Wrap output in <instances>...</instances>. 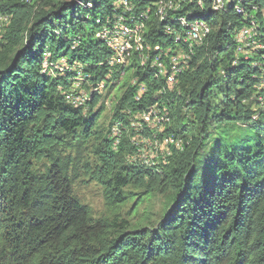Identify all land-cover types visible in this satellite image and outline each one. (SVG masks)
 I'll list each match as a JSON object with an SVG mask.
<instances>
[{
	"label": "trees",
	"instance_id": "1",
	"mask_svg": "<svg viewBox=\"0 0 264 264\" xmlns=\"http://www.w3.org/2000/svg\"><path fill=\"white\" fill-rule=\"evenodd\" d=\"M87 1L0 0V264H264V49L238 53L235 40L245 27L264 48V0L221 10L213 0H125L132 15L148 12L151 48L186 34L180 17L208 32L183 49L170 92L137 58L115 71L107 93L127 76L107 125L100 85L85 88V108L65 101L73 83L105 79L112 52L101 30L125 11L121 0ZM159 2L178 8L160 20ZM132 78L147 85L140 102ZM155 102L169 111L159 137L180 147L153 167L131 162L133 130L115 149L108 131ZM81 178L102 188V216L75 195Z\"/></svg>",
	"mask_w": 264,
	"mask_h": 264
},
{
	"label": "bare ground",
	"instance_id": "2",
	"mask_svg": "<svg viewBox=\"0 0 264 264\" xmlns=\"http://www.w3.org/2000/svg\"><path fill=\"white\" fill-rule=\"evenodd\" d=\"M213 2L215 5L217 3V0H213ZM223 7H224V3L222 4L221 9H223ZM177 8H178L177 3L159 2L156 8V16L160 20H164L166 18V14L168 11H175ZM121 16L123 18H120ZM147 21H148V12H142L137 15H132L131 7H125V11L123 14L114 16L109 23L110 25L108 27H104L101 30V37L107 38V40H103L104 44L112 52V55L123 54V58L117 59V64H115V62H113L112 60L108 61L107 63V68L109 69L108 73L111 74H106V81L115 76V75L112 76L115 71H118L119 69H122L124 67H128V65H130L133 58H137V63L141 67H144L146 69L149 68L153 70V72L150 73H152V76L155 80H163L161 91L164 92L167 90L170 92L176 87L178 80L177 78L181 73L182 68L188 62V57H187L188 55H186L183 49L186 48L188 51H190V49L194 45L198 44V39L203 34L208 32V28L204 23H187L184 17H180L176 19V21H178L182 27H187L186 34L183 36L180 34L176 35L174 37V42H173L174 45L172 46L163 48L160 45H156L155 47L151 48L142 37V31L144 30L145 23ZM202 27H206V28H202ZM124 33L127 35V43L124 42ZM237 37H238V33L235 35V40L237 39ZM256 47L262 48L261 45H257ZM172 50H174L176 53L179 54L178 55L179 64H173V71L177 78L173 82L168 83V80L166 79L165 76L167 75V68H159L155 65H151L149 59L158 60L159 58L160 61H169V53H167L166 51H172ZM149 52H152V54L149 55ZM71 69L73 71H78L79 65H75ZM118 73H119L118 81L120 83L124 77L126 78L127 75L124 71H119ZM106 83L107 82H100V86L97 92H100V89H106L105 87ZM129 84L131 86H135L136 90H138L137 79L135 78L130 79ZM79 85H81V83L75 82L71 85V87H77ZM118 85L119 84L117 83L116 87H118ZM260 85L264 86V83H261ZM141 86L143 90V95H145L147 93V85L145 83H141ZM88 95L90 94L87 91H79V99H85V103L88 98ZM143 95L135 94L133 101L135 100V102H140ZM69 105L76 108L81 107V103H77V101H70ZM130 111L127 110L123 112L126 113L124 115H126L127 117L128 124L124 125V123L120 120H115V121L117 122L118 127L121 130V135L123 132H127L130 129L133 130L134 135L131 140V143L133 145L132 147L135 148V144L137 142L138 126H147V116L144 115V113L149 115V117L153 121L158 123L159 126H158V130L143 129V137L150 138V142L152 143L151 159H147L146 162H144L143 159L140 158L139 156H134L132 160L131 158L129 159L131 160V162L135 163L136 161L137 162L139 161L144 165H148V166L158 165L160 163L165 164L166 157L168 156L171 157L170 146H175L176 148L180 147L178 141L173 140L171 136L162 137V138L159 137L162 132L163 126L169 122L168 109L161 102H155L141 109V111L143 112H136L135 114V113H131ZM111 127L112 125L110 126V129L108 131L109 132L108 136H110V138L113 141V137L111 135ZM118 142L119 141H113L112 147L114 149L117 148ZM142 154H149V146H142Z\"/></svg>",
	"mask_w": 264,
	"mask_h": 264
},
{
	"label": "built area",
	"instance_id": "3",
	"mask_svg": "<svg viewBox=\"0 0 264 264\" xmlns=\"http://www.w3.org/2000/svg\"><path fill=\"white\" fill-rule=\"evenodd\" d=\"M227 0H217V3L215 5H211L212 9H218L221 10V6L223 3H227ZM117 7H131V5L127 1H120L119 3L115 4ZM132 8V7H131ZM120 18H123L122 16ZM206 28V27H202ZM167 30V29H165ZM170 31V30H169ZM115 33V32H112ZM100 40H107V38L100 37ZM124 42L127 43V35L124 33ZM236 43L238 44L237 52L242 53L245 48H251L255 50H260L264 48H257L254 36L252 34L251 30H248L245 27H242L238 30V37L236 39ZM116 45V42H115ZM169 53V61H160L158 60H150L151 65H155L159 68H167V75L166 79L168 80V83L173 82L177 77L174 74L173 71V64H179L178 63V53H176L174 50L172 51H166ZM123 58V54L120 55H110L108 60H112L117 64V59ZM45 68H42V70ZM86 75V73H83ZM111 74V73H107ZM87 76V75H86ZM102 82H107L106 77ZM89 85H100L99 83L96 84H87V85H79L77 87H68L65 92V101L67 104H70V101H77V103H81V108H85L87 105H85V99H79V91H85L86 87H89ZM264 89V86H258V89ZM61 90V88H58ZM106 89H100V92H95V95H102L103 91ZM137 95H143V90L141 83H138V90H136ZM88 97H91V95H88ZM136 112H143L141 110H138ZM136 112H134L136 114ZM147 116V126H138V132H137V142L135 144V156H139L143 159L144 162H146L147 159H151L152 157V143L150 142V138H144L143 137V129H152V130H158L159 124L153 121L149 115L145 114ZM111 135L113 137V141H119L121 137V130L118 127V124L116 121L112 123L111 127ZM142 146H149V154H142Z\"/></svg>",
	"mask_w": 264,
	"mask_h": 264
},
{
	"label": "rangeland",
	"instance_id": "4",
	"mask_svg": "<svg viewBox=\"0 0 264 264\" xmlns=\"http://www.w3.org/2000/svg\"><path fill=\"white\" fill-rule=\"evenodd\" d=\"M91 0H88L87 3H85V5L83 4V6H86V4L91 5ZM119 1V0H117ZM118 3V2H116ZM115 3V4H116ZM91 7V6H90ZM204 21H198V23H202ZM206 23V22H204ZM0 30H1V25H0ZM125 80V77L122 79V81L119 83L118 87L114 86L111 90H109V93H107V89L103 91L102 95H101V100L100 102L97 104V107H99L100 103H102L104 105V109L102 114L99 117L98 120V124H104L107 125L109 123L110 120V109L112 107V104L114 102V98L119 94V86L121 85V83ZM74 193L75 195L81 200L82 203L86 204L92 211V214L94 217H100L103 214H105V206H104V200H103V195H102V188L94 183V182H89L84 178H81L80 180H78L77 182H75L74 184ZM160 198L156 197L153 199V210L155 212H157L160 207L159 204ZM147 207V205L145 206ZM149 207V206H148ZM147 207V208H148ZM144 207H141L139 209V211H143ZM128 209V207L126 208ZM126 209L123 213L126 212ZM127 219H131L134 220V218L131 216L126 217Z\"/></svg>",
	"mask_w": 264,
	"mask_h": 264
}]
</instances>
